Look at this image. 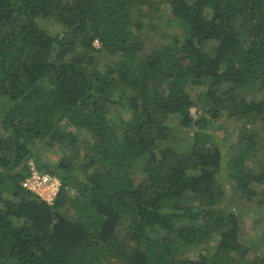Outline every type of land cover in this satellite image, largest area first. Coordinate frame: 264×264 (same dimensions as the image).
Here are the masks:
<instances>
[{"label": "trees", "instance_id": "16d2710c", "mask_svg": "<svg viewBox=\"0 0 264 264\" xmlns=\"http://www.w3.org/2000/svg\"><path fill=\"white\" fill-rule=\"evenodd\" d=\"M151 11H169L180 33L149 51L138 31ZM87 50L129 60L98 67ZM258 85L264 0H0V264H264V254L236 256L241 224L219 206L225 191L216 181L235 147L215 132L217 120L264 123V98L235 93ZM197 87L206 90L194 95ZM109 103L132 112L113 120ZM171 114L192 132L188 152L171 141L179 128ZM63 124L85 128L93 142L83 161L53 156L61 186L50 204L21 182L30 144H75ZM249 132L237 141L235 170L256 144ZM252 178L263 181L264 170ZM187 192L197 204L181 202ZM216 233L213 251L186 256Z\"/></svg>", "mask_w": 264, "mask_h": 264}, {"label": "rangeland", "instance_id": "374dc122", "mask_svg": "<svg viewBox=\"0 0 264 264\" xmlns=\"http://www.w3.org/2000/svg\"><path fill=\"white\" fill-rule=\"evenodd\" d=\"M136 12L137 11L134 13ZM170 18L171 13L169 11H165L161 14H155L151 11L150 18H140L142 28L138 31V34L140 35L143 47H146V50L150 51V49L154 47L167 46L170 44L172 37L175 34L180 33L178 23L175 20H170ZM94 46L100 48V43L95 41ZM87 53L92 57L94 64L98 67L106 68L109 66L118 69L123 61L125 62L129 60L122 58L120 55L112 57L106 53H103V55L102 53L97 54L94 50H87ZM142 56L144 55L142 54ZM187 87L190 90L193 86L188 85ZM205 90L204 87H197L192 93L195 95L197 92L202 93L205 92ZM219 90L222 92L224 87H220ZM235 93L239 97H243L247 100H260L264 98V87L258 85L250 88H238ZM120 96H122V92L118 90L115 97L118 99ZM128 97L129 92L126 91L123 100L130 103L131 99ZM196 101L200 104L199 97ZM106 111L111 119L118 120L124 112L131 113L132 109L129 106L121 108L117 103H109L106 106ZM191 113L194 118H199L200 116L196 105L191 107ZM168 119L171 123H174L176 127H179L178 114H171ZM117 128L119 129V127ZM62 130L66 134L69 132L72 133L76 139L74 145L69 146L67 144L69 148L64 150L59 144L53 143L50 145L47 141L30 144V156L25 161L30 169L31 166H33L39 171H41L40 169L45 170L50 175L57 177L60 182L61 179L59 178V174H61V171H58L56 166H52V163L54 162L53 156H58V160H60L62 155L67 153L68 155L70 154L71 156H74L75 159L78 158V161H83L85 147L93 142L91 133L85 128L76 129L63 124ZM249 130L257 133L256 144L250 149L252 152L248 155L247 159L241 166V169L235 170L231 166V159H233L234 156H238L239 153L243 151V144H238L237 141L241 138V132L250 134ZM215 132L219 137L224 138L228 145L235 144V147L227 150L225 162L222 164L220 170L216 172V181L223 186L225 191L224 196L219 199V206H221L226 213L234 212L237 215L241 224L242 239L236 256L239 255V257L251 260L257 256H263L264 254V180L257 181L252 178V176L259 177L264 170V123L262 121L250 122L242 117H222L217 120ZM0 134H7L4 128H2L1 123ZM171 141H177L175 149L178 152H188L193 141L192 132L184 130L183 127H179L175 131ZM165 145L166 141H162L160 144L161 147H164ZM48 164H50L51 169H46V167H44ZM60 164L65 166L63 162H60ZM48 169L54 170L56 173L52 174ZM26 178L27 177H25V179ZM24 180H22V184ZM77 191L76 188L72 187L70 193L71 195H76ZM35 195L38 196L37 194ZM181 202L185 204H197L198 201L194 200L190 192H187L183 196ZM187 223L188 222L186 221H180L178 225H186ZM199 223L200 222H192L190 224L199 225ZM124 224H126L125 221ZM123 241L127 242V239L123 238ZM218 242L219 234L216 233L207 243L205 242L196 248H189L186 256L192 257L198 252L213 251ZM102 264L109 263L104 261Z\"/></svg>", "mask_w": 264, "mask_h": 264}, {"label": "built area", "instance_id": "2783aa9c", "mask_svg": "<svg viewBox=\"0 0 264 264\" xmlns=\"http://www.w3.org/2000/svg\"><path fill=\"white\" fill-rule=\"evenodd\" d=\"M23 186L37 194L41 199L52 204L58 195L61 182L57 177L31 166L30 173L24 180Z\"/></svg>", "mask_w": 264, "mask_h": 264}]
</instances>
